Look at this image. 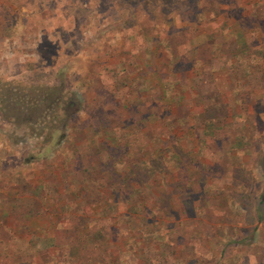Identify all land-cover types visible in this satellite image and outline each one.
I'll use <instances>...</instances> for the list:
<instances>
[{"label":"rangeland","instance_id":"374dc122","mask_svg":"<svg viewBox=\"0 0 264 264\" xmlns=\"http://www.w3.org/2000/svg\"><path fill=\"white\" fill-rule=\"evenodd\" d=\"M263 192L264 0H0V259L264 264Z\"/></svg>","mask_w":264,"mask_h":264},{"label":"trees","instance_id":"16d2710c","mask_svg":"<svg viewBox=\"0 0 264 264\" xmlns=\"http://www.w3.org/2000/svg\"><path fill=\"white\" fill-rule=\"evenodd\" d=\"M198 140L200 141V139L198 138ZM243 140V139H242ZM163 151H161V153H162ZM259 199H260V204H264V192L260 195V197H259ZM63 227V226H62ZM8 227H6V226H4V227H1L0 229V231H4L5 229H7ZM21 229H22V231H23V233H27V235L29 234V229H26V227H21ZM44 231V229L42 230V232ZM85 235H87L86 233L84 234V236ZM91 235H89L88 237H86L85 239H87V238H89ZM1 243H3V241H1ZM71 243H73V242H71ZM44 244H45V246L47 247V246H50L51 248H53V249H56L57 248V241L54 239V240H51V242L49 243V244H47V242H44ZM0 245H2V244H0ZM71 246V245H70ZM79 247V245H76V249ZM71 249H73V248H71ZM38 250H40V248H38ZM6 254V255H5ZM2 257H3V259H2V257H1V259H0V264H26L25 262H23V260H24V258L22 257V256H20V257H16V255H14V254H10V253H5ZM105 259H106V264H109V262H108V259L109 258H106L105 257Z\"/></svg>","mask_w":264,"mask_h":264}]
</instances>
